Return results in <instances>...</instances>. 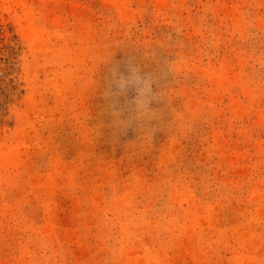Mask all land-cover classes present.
<instances>
[{
    "label": "rangeland",
    "instance_id": "374dc122",
    "mask_svg": "<svg viewBox=\"0 0 264 264\" xmlns=\"http://www.w3.org/2000/svg\"><path fill=\"white\" fill-rule=\"evenodd\" d=\"M0 264H264V0H0Z\"/></svg>",
    "mask_w": 264,
    "mask_h": 264
}]
</instances>
